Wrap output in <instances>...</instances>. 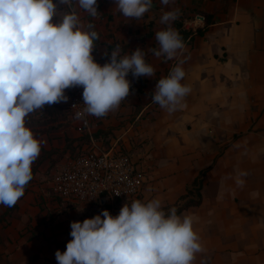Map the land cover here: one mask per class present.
Instances as JSON below:
<instances>
[{
	"label": "crops",
	"instance_id": "1",
	"mask_svg": "<svg viewBox=\"0 0 264 264\" xmlns=\"http://www.w3.org/2000/svg\"><path fill=\"white\" fill-rule=\"evenodd\" d=\"M97 4L100 14L95 18L76 8L84 25L92 23L99 34L92 53L95 61L106 58L105 51L110 53L119 44L121 55L142 48L146 62L155 69L152 77H140L137 91L118 109L101 118L89 116L87 131L79 130L68 117L70 127L83 132L91 145L104 149L110 145L108 149L130 157L145 174L136 199L116 201L104 210L118 211L134 200L159 199L163 210L176 208L178 215L192 217L204 249L193 264H264V0H171L168 6L152 0L151 9L139 20L124 17L114 0H97ZM171 9H179V17L203 15L205 26L189 37L176 19L172 26L176 29L178 24L184 32L185 47L176 59L167 60L149 49L158 48L155 34L164 27L161 15ZM180 60L186 73L182 83L191 92L169 114L152 103L151 93ZM48 107L26 119L35 138L44 141L35 161L42 163L11 216H5L10 224L7 244L24 243L26 235L33 242L48 236L45 209L56 207L47 196H54L52 174L47 181L39 169L49 162L58 169L84 151L65 153L60 128L51 136L37 131L44 129L40 111L46 116ZM241 171L248 173L242 177V187L236 183ZM5 212L0 205V214ZM14 255L0 254L4 261L0 264H15Z\"/></svg>",
	"mask_w": 264,
	"mask_h": 264
},
{
	"label": "clouds",
	"instance_id": "2",
	"mask_svg": "<svg viewBox=\"0 0 264 264\" xmlns=\"http://www.w3.org/2000/svg\"><path fill=\"white\" fill-rule=\"evenodd\" d=\"M126 18L141 19L152 0H114ZM168 6L171 0H160ZM0 0V205L14 207L33 179L32 164L44 141L26 127V117L45 106L68 102L65 90L81 87L83 109L76 120L101 118L119 108L130 95L126 78L152 77L153 66L137 47L121 55L117 44L101 66L92 55L99 34L87 26L76 10L95 18L97 0ZM65 6L67 11H65ZM63 10H60V9ZM179 9L164 11L155 40L149 49L157 58L173 60L184 49L179 32L172 26ZM183 60L156 83L152 103L169 114L177 111L191 92L182 83ZM73 105L72 108H76ZM241 171L236 183L243 186ZM72 239L66 251L55 252L57 264H193L204 251L190 215H178L176 208L163 210L159 199L125 203L117 216L108 210L83 222L70 223Z\"/></svg>",
	"mask_w": 264,
	"mask_h": 264
},
{
	"label": "built area",
	"instance_id": "3",
	"mask_svg": "<svg viewBox=\"0 0 264 264\" xmlns=\"http://www.w3.org/2000/svg\"><path fill=\"white\" fill-rule=\"evenodd\" d=\"M180 29L189 37L197 34L205 26L203 15L182 16L177 19ZM108 62V57L97 62L101 66ZM130 93L137 91L140 78L129 74ZM81 87L65 90L69 97L64 103L70 120L77 123L79 130L87 131L90 126L89 116L76 120L75 113L84 107ZM77 105L76 108H72ZM145 182L141 168L132 163L130 157L111 149L92 145L87 150L75 155L59 167L50 177L51 193L58 199L70 204H85L95 208L112 206L116 201L136 199Z\"/></svg>",
	"mask_w": 264,
	"mask_h": 264
},
{
	"label": "rangeland",
	"instance_id": "4",
	"mask_svg": "<svg viewBox=\"0 0 264 264\" xmlns=\"http://www.w3.org/2000/svg\"><path fill=\"white\" fill-rule=\"evenodd\" d=\"M56 2L57 0H53V3ZM40 113L42 114V118H44V129H37V131L40 134H46L47 136H51L55 132H58L59 128L61 131H64L65 153L74 154L77 150H87L92 147L83 132L73 130L70 127L68 115L66 114L62 102L49 106L45 111L46 116L43 111H40ZM28 117H26V119H28ZM102 146L105 147V144ZM108 147L111 148L110 145L106 144L105 148L108 149ZM41 163L42 161H38L37 163L34 162L32 164V173L37 170L38 165ZM55 166V162H49V166L47 168L39 169V172H41L44 179L48 181L50 175L57 170ZM39 183L42 184L44 182ZM47 196L52 202H54L56 207L50 208V211L49 209H45L47 210L46 212L48 213L49 218L45 220L44 227L50 230V232L44 239H37L33 242V239L26 235V238L23 240L24 243H21L20 240H12L10 241V244L5 243V240H9V237L7 236V228L10 225L5 219V216H11L9 212L12 211L13 207H5L8 212L0 214V254L6 257L9 253H14L15 264H57L55 252L57 250L62 253L66 251V244L72 239L70 236V223L77 221L83 222V220L87 218H92L95 215L100 214L102 212L100 209H105H97L89 205L80 206V204H70L64 201L62 202V200L60 201V199L55 196ZM119 211L120 209L118 211L109 212L115 217L119 214ZM29 227L31 228L32 226L30 225ZM30 228L27 229L28 233L31 232L32 228ZM31 233L32 234L30 235L35 237L34 233ZM3 262V259L0 258V263Z\"/></svg>",
	"mask_w": 264,
	"mask_h": 264
},
{
	"label": "trees",
	"instance_id": "5",
	"mask_svg": "<svg viewBox=\"0 0 264 264\" xmlns=\"http://www.w3.org/2000/svg\"><path fill=\"white\" fill-rule=\"evenodd\" d=\"M180 16V15H179ZM176 29L178 30L179 34L181 35V37L183 38V41L185 40V34L184 32H181L180 29H179V25L176 24Z\"/></svg>",
	"mask_w": 264,
	"mask_h": 264
}]
</instances>
